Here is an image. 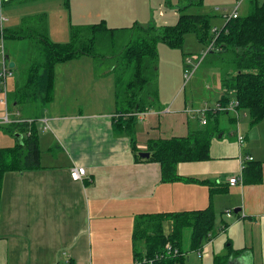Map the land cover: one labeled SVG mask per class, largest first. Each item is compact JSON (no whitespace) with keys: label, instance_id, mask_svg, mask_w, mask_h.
Instances as JSON below:
<instances>
[{"label":"crops","instance_id":"0c3cea01","mask_svg":"<svg viewBox=\"0 0 264 264\" xmlns=\"http://www.w3.org/2000/svg\"><path fill=\"white\" fill-rule=\"evenodd\" d=\"M11 1L14 0H5L4 3ZM24 1L38 0H17ZM64 3L69 5V0ZM89 4L96 8L82 0L76 21L61 29L65 36H70L72 26L100 22L107 26L122 9L115 4L110 6L109 19L100 15L94 0ZM3 10L0 12L5 16ZM36 10L40 13L26 15L27 18L43 16L48 38L59 42L55 41L53 31L47 26V11ZM7 16L4 30L18 28L26 18L21 14L17 18L11 14ZM134 24L139 23L127 27ZM6 53L15 69L20 61L10 57L9 49ZM187 56L182 57V72L186 58L193 59ZM98 65L101 63L89 55L56 64L53 97L40 111L30 101L12 104L6 87L4 92L0 85V127L24 121L30 123L38 116L39 120H44L37 121L42 134L39 145L42 142L47 149L55 147L57 150L56 154L47 155V163H41L40 168L4 173L0 195V264H86V261L102 264L106 260L120 259L127 262L125 264L129 261L135 263L130 245L135 215L203 209L214 204V200H222L224 204L229 202L234 209L239 208L235 224L230 226L224 222L229 225V232L233 228L244 233L250 230V235L254 233L256 236L258 262L253 254L255 245L251 237L252 247L244 245L251 252L249 258L247 255L232 258L230 264H264V160L249 153L244 143L237 142L236 131L229 136L220 132L209 142L207 160L181 161L176 171L182 177L225 185L226 192L210 196V186L200 181H162L159 163L136 160L129 137L114 133L112 121L118 105L111 71L113 66L101 73ZM179 73L180 66L173 84L175 88L168 97L162 96V108L151 105L149 110L134 115V138L139 151H147L150 140L186 136L191 130L201 129L206 124L201 120L208 112L203 116L199 111L211 108L209 104L213 98L216 99L215 109L219 107L221 95L218 96L217 90L215 95L204 97L207 102L203 107L202 101H192L191 98L190 102L189 97L187 100L186 96L177 95L181 84ZM22 103L27 105L22 106ZM25 107L37 108V111L29 112ZM213 113L216 116L223 114L216 113V110ZM2 137H11L6 142L14 144L19 141L18 135L0 129V141ZM8 146L12 145H0ZM249 155L262 161V182L229 185L228 178L238 174ZM73 166L86 169L80 180L71 178Z\"/></svg>","mask_w":264,"mask_h":264},{"label":"trees","instance_id":"16d2710c","mask_svg":"<svg viewBox=\"0 0 264 264\" xmlns=\"http://www.w3.org/2000/svg\"><path fill=\"white\" fill-rule=\"evenodd\" d=\"M185 1L186 4L178 9L180 13L174 24H134L127 27L130 37L117 53V60L113 58L115 55L96 56L91 47L102 34L108 32L113 36L119 28H109L103 22L72 26L70 41L62 43L48 38L43 16L24 18L18 28L4 31L5 39H32L40 45L29 64L22 68L21 82L13 90L16 97L11 98L12 104L30 101L39 111L44 109L53 97L55 65L59 62L81 55H89L97 60L109 59L113 61L111 71L115 78L118 105L112 129L115 134L129 137L135 159L159 163L162 181H200L210 186V196L216 192H226L225 185H217L196 177H182L176 171V166L181 161L209 158V142L220 133L219 120L215 113L209 111L206 124L201 129L191 130L186 136L150 140L147 145L150 156L147 159L139 156L140 151L134 138V115L151 108L148 101L151 93L145 88L157 77V43L163 42L170 47L181 48L188 32L194 33L200 42H213L206 56L211 54L209 63L221 68L219 106L225 108L230 102L236 101L237 111L244 110L249 113V123L252 125L264 118V1L258 3L259 0H256L247 14L231 17L217 33L208 31L210 25L206 14L185 12L202 0ZM81 41L86 43L82 44ZM215 110L216 113H228L219 107ZM37 120L38 116L32 118L30 123L24 121L5 127L11 133H20L22 137L12 146L0 147V195L5 172H21L41 167ZM242 170L244 183L262 182V161L251 159ZM165 221L170 222L169 233L163 230ZM214 226L215 216L211 205L191 211L137 214L131 230L132 259L140 263L152 260V264H185V252L181 245L183 229L190 230L189 246L195 250L210 241ZM166 243L178 248L183 255L164 253Z\"/></svg>","mask_w":264,"mask_h":264},{"label":"rangeland","instance_id":"374dc122","mask_svg":"<svg viewBox=\"0 0 264 264\" xmlns=\"http://www.w3.org/2000/svg\"><path fill=\"white\" fill-rule=\"evenodd\" d=\"M97 1L100 5L97 3ZM263 1L264 0H259L258 3H261ZM94 2L100 11V15H105L107 18L109 17V19L111 16L107 13L110 12V6H113L115 4V6H119L122 8L118 10V12L114 15V21L109 20V25L107 26L124 27L119 28L118 31L113 34V36H111L108 32L102 34L98 41H96V43L91 47V50L96 56H106V54L108 56L115 55L113 57L115 58V60L118 59L117 53L122 50L121 48L126 44L130 37L129 29L127 28V26L132 25L134 22H137L143 26L174 24L180 13L178 9L182 5L186 4L185 0H94ZM255 2L256 0H242L238 6V15L243 16L247 14L252 9ZM85 3L86 5L91 6L89 4L90 0H85ZM237 3L238 0H202L200 4L193 5L187 8L185 12L190 14H206L210 25L208 31H211L213 33L215 29L218 30L225 24L227 19L226 14H228L234 8V6H236ZM91 7L96 8L95 6ZM2 8H4L3 11L5 12L3 13L5 14L6 18L9 17L7 16V14H11V17L17 18L20 16V14L23 17H27L26 15L30 16L34 12L40 13L37 12L40 10L36 9L47 11V13L41 12L47 14V26L51 31H53V36L56 39L55 41L63 43L66 41H70V37L65 36L63 30L61 31V29H63V27L68 28L71 24L70 22L76 21L74 19L76 13L82 9V0H69V5H65L64 0H38L24 2H17V0H14L9 3H3L1 9ZM71 19H73V21H71ZM21 20L22 19H20V22ZM5 25V27H7L6 23ZM80 43L85 44L86 42L81 41ZM5 45L6 49H9L10 51V57L12 59L20 61V64H17L16 68L13 70L14 74L8 77L6 81L8 97L9 99H11L16 97V93L13 91V89L19 82H21L22 71L25 66L29 64L32 57L36 55L40 44L32 39L24 38L17 40L6 39ZM207 48V42H200L197 39L196 35L192 32H188L185 34L181 48H178L177 46L170 47L163 42L157 43V77L152 81L151 85L148 88H145L146 91H150L151 93V97L148 99L150 100L152 107L162 108V103H164L161 100L163 98L162 96L168 97V94H170L172 92V89L175 88L173 84L174 80L178 76V66H180L179 77L181 79V84L177 91V95L181 94L180 97L186 96L187 100L190 98V102L191 98L192 101H202L201 107H203L207 102L203 100L205 96L210 97L212 95H215V90H217V92L219 93L218 96L221 95V68L215 65L212 66V64L209 63L211 54H208V56H206ZM186 54L193 57L192 60H194V62L197 61L200 63L187 81L185 80L184 72H182V57ZM203 55L204 57H202ZM95 60L101 63V65H98V70L101 73H103V71L109 70L110 67L113 66V63L108 62L109 59ZM7 62L9 63V60H7ZM21 64H24L23 69L21 67ZM53 80L55 81V76ZM25 104L26 103H22L21 105L24 106ZM209 105L211 108L207 107L206 112H214L216 99L213 98L212 100H210ZM27 111L35 113L37 111V108L32 107L31 109H27ZM238 114V123L235 121L233 112L220 114L218 116V128L220 129V132H222L224 136H229L231 135V132L233 134V132H235L238 128L239 133L245 136L243 142L245 146H248V152L261 157L262 160H264V118L260 122L252 125L249 123V113L244 110H239ZM37 121L42 120H39L38 118ZM5 127H0V129L10 135H15L17 133H11ZM37 129L38 135H42L40 134V128L38 124ZM8 138L2 137L0 145H5L7 143H9V145H13V142H6L7 140L9 141ZM39 147L41 150L40 164L47 163V155L49 156L50 154L57 153L55 147L47 149L42 142H40ZM228 203L229 202H227V204H224V201L222 200H220L219 202L214 200V204L211 205L215 216V226L212 230L211 240L205 243L203 250L206 249V252L203 253V255L199 256L197 254V251H199L200 248L195 250L190 249V230L188 228L183 229L181 236V245L182 250L185 252V264H230V260L232 258H236L239 256L243 257L242 255H247V258H249L251 252L249 248H244V245L246 243L247 247H252V242H250L251 237L255 245L256 236L254 233L250 235V230L247 231L248 233H244L239 229L237 232L234 228L231 229L230 232L228 231L229 227L227 226L235 224L238 217V212L234 213V207ZM228 211L231 214V218L227 216L226 212ZM224 222L228 223L229 225L227 224L224 229H221V226L224 225ZM170 228V222L165 221L163 224L164 232L169 233ZM257 253V246L255 245L253 254L256 258V262H258ZM85 263L90 264L91 262L86 261ZM125 263L127 262H124L123 259L117 261L106 260L102 262V264ZM129 264L146 263H130L129 261Z\"/></svg>","mask_w":264,"mask_h":264},{"label":"built area","instance_id":"2783aa9c","mask_svg":"<svg viewBox=\"0 0 264 264\" xmlns=\"http://www.w3.org/2000/svg\"><path fill=\"white\" fill-rule=\"evenodd\" d=\"M5 0H0V11H1V6H2V3L4 2ZM242 0H238V3L236 4V6H234V8L228 13L226 14V21L231 19L232 18H236L238 17V6L239 4L241 3ZM7 22V18L2 14V12H0V85L2 87V90L5 92V87H6V81H7V78L12 76L13 75V69L11 67H9V63L7 62V53H6V49H5V36H4V29H3V26H4V23ZM220 29H215V33H217V31H219ZM211 44H213V42H211L210 44H207L208 45V48H207V52L208 50L211 48ZM204 57V55L202 56ZM199 62L195 63L193 62L192 60H190V58H186L185 60V67H184V77H185V80L187 81L193 71L197 68ZM236 104L237 102L236 101H232L230 102V104L225 107V108H222L219 106V109L220 110H227V112H233L234 113V118L236 121H238V118H239V114H238V111L236 109ZM217 108V107H216ZM206 111V110H205ZM205 111H199V114L202 113V115L204 116L205 115ZM6 119V117H5ZM31 121V120H30ZM201 122L203 124L206 123V117H203ZM236 135H237V138H238V141L240 144H243L244 142V136L241 135L238 131V128L236 129ZM251 159L253 160V157L252 155H249V156H246L245 158V161H251ZM244 169V165H241L239 172L238 174L234 175V176H230L228 178V184L231 185V186H234L236 184H241L243 183V170ZM86 174V169L82 166H73L71 169H70V176L73 180H80L82 177H84V175ZM227 213V216L230 217L231 214L228 212ZM206 252V249L205 250H199L197 251V254L199 256L203 255V253ZM164 253L166 254H171V255H176V254H182L178 248L174 247L172 244L170 243H166L165 246H164ZM156 256H162V255H156ZM157 258V257H155ZM146 264H152V260H149L147 262H144Z\"/></svg>","mask_w":264,"mask_h":264},{"label":"water","instance_id":"95a60500","mask_svg":"<svg viewBox=\"0 0 264 264\" xmlns=\"http://www.w3.org/2000/svg\"><path fill=\"white\" fill-rule=\"evenodd\" d=\"M9 67H11V68L13 67V62H9ZM16 135H18L19 140H20V138L22 137L21 134L20 133H16ZM139 156L142 157V158H149L150 152H148V151H140L139 152ZM238 210H239V208H235L233 211H234V213H237Z\"/></svg>","mask_w":264,"mask_h":264},{"label":"bare ground","instance_id":"6f19581e","mask_svg":"<svg viewBox=\"0 0 264 264\" xmlns=\"http://www.w3.org/2000/svg\"><path fill=\"white\" fill-rule=\"evenodd\" d=\"M204 246H205V244L200 248V250H203Z\"/></svg>","mask_w":264,"mask_h":264}]
</instances>
